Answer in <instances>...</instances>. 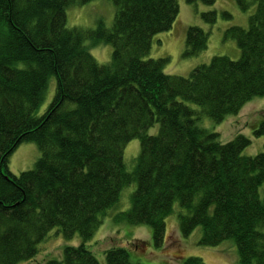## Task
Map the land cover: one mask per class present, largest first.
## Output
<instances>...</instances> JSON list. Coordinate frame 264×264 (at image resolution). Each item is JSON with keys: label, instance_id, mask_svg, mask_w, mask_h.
I'll list each match as a JSON object with an SVG mask.
<instances>
[{"label": "trees", "instance_id": "obj_1", "mask_svg": "<svg viewBox=\"0 0 264 264\" xmlns=\"http://www.w3.org/2000/svg\"><path fill=\"white\" fill-rule=\"evenodd\" d=\"M86 1L0 0V264L33 259L53 227L82 242L40 264H99L85 241L132 183L130 207L116 217L148 224L155 246L163 245L165 218L177 202L183 236L199 225L202 244L234 240L233 264H264V151L245 155L244 134L221 142L200 124L204 115L217 123L264 95V0H234L244 11L254 5L247 26L224 31L239 57L214 55L188 76L164 72L167 58L148 57L152 36L171 28L177 0H111V26L68 27L66 7ZM201 16L214 23L218 14ZM86 41L111 44L110 60L97 62ZM206 46L207 33L188 26L184 55ZM51 77L54 96L38 115ZM253 132L264 135V120ZM132 138L140 148L127 170L123 146ZM23 141L34 142L40 156L15 175L8 160ZM105 256L107 264H140L122 246ZM181 264L207 263L190 255Z\"/></svg>", "mask_w": 264, "mask_h": 264}, {"label": "rangeland", "instance_id": "obj_2", "mask_svg": "<svg viewBox=\"0 0 264 264\" xmlns=\"http://www.w3.org/2000/svg\"><path fill=\"white\" fill-rule=\"evenodd\" d=\"M179 11L170 29L156 33L152 36L150 58H167L163 70L169 74L188 76L191 69L199 64L208 63L214 55H227L237 59L240 49L233 39L224 38V31L232 25L247 26L248 17L254 11V5L247 10H241L234 0H215L212 4L198 1L190 4L186 0H177ZM215 9L217 19L214 23L205 21L202 11ZM228 11L231 15L224 17L221 12ZM66 24L68 27L94 28L98 20L105 26H111L115 15V5L111 0H89L84 3L69 4L66 9ZM190 25L201 27L207 33L206 48L196 55H184L186 30ZM89 44L87 41L85 42ZM89 51L99 63L110 60L112 45L109 43L89 44ZM55 93V78L51 77L44 97L36 109V114H42L52 100ZM197 107V105L190 103ZM264 120V95L254 96L236 113L226 115L220 122L215 123L210 117H201L200 124L206 129L216 131L221 142L232 139L236 134L242 133L250 139L242 153L255 155L264 151V135H255L253 129ZM199 123V122H198ZM158 124L148 129L149 134L157 132ZM140 148L138 138L128 140L123 146V159L127 170L135 164V157ZM40 156L37 145L31 141L21 142L11 153L8 160V169L12 174L30 169ZM132 183L120 191L117 203L108 208L102 218V223L94 230L92 236L85 241L99 264H107L105 250L110 246H123L128 250L131 262L140 264H181L183 259L196 255L207 264H233L238 254L233 239H225L216 245H205L199 242L202 229L195 226L188 236H183L179 229L178 213L182 210L179 204L165 218L166 229L164 243L155 246L152 241V231L148 224H131L116 217V213L130 207V194L134 190ZM260 198L264 200V182L259 187ZM137 233L143 240L133 243V234ZM82 242L81 236L75 233L71 238H64L57 227H53L46 238L39 243V250L30 260L20 261L17 264H40L47 258L61 260L65 245H77Z\"/></svg>", "mask_w": 264, "mask_h": 264}, {"label": "crops", "instance_id": "obj_3", "mask_svg": "<svg viewBox=\"0 0 264 264\" xmlns=\"http://www.w3.org/2000/svg\"><path fill=\"white\" fill-rule=\"evenodd\" d=\"M133 240H134L133 243H135V241H141V243H143V240L138 236L136 232L133 234Z\"/></svg>", "mask_w": 264, "mask_h": 264}, {"label": "bare ground", "instance_id": "obj_4", "mask_svg": "<svg viewBox=\"0 0 264 264\" xmlns=\"http://www.w3.org/2000/svg\"><path fill=\"white\" fill-rule=\"evenodd\" d=\"M105 216V215H104ZM92 236V235H91ZM123 247V246H122Z\"/></svg>", "mask_w": 264, "mask_h": 264}]
</instances>
